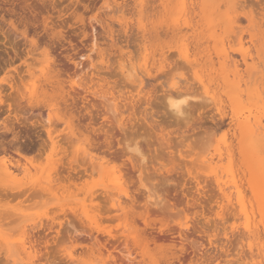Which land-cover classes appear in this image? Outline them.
I'll use <instances>...</instances> for the list:
<instances>
[{"label": "rangeland", "instance_id": "obj_1", "mask_svg": "<svg viewBox=\"0 0 264 264\" xmlns=\"http://www.w3.org/2000/svg\"><path fill=\"white\" fill-rule=\"evenodd\" d=\"M263 11L264 0H0V159L15 175L12 181L0 176V264H101L109 254L114 260L108 264H143V259L144 264H264V138L253 143L238 129L249 116L251 124L256 117L261 131L264 127V91L258 95L264 88ZM48 59L55 65L47 67ZM27 67L38 80L33 87ZM48 73L56 75L55 92L78 96V105L42 99V90L54 93L43 86ZM19 75H24L21 88ZM11 78L22 93L40 96L32 110L21 103L26 126L8 110L15 92L4 81ZM84 84L98 98L77 88ZM183 96L188 109L178 116L167 107L168 99ZM61 107L82 116L75 139L63 123L70 111ZM46 130L63 152L50 144ZM85 138L100 149L92 150ZM135 147L146 160L140 177L133 172L140 160ZM82 150L96 154L95 166ZM62 155L66 167L76 159L72 167L85 168L87 175L76 181L77 190L39 192ZM119 174L129 198L112 189ZM104 188L131 207L128 221L141 248L146 237L156 238L147 242L145 256L132 241L127 247L122 242L124 222L111 219L115 212L101 195ZM9 189L24 195H6ZM146 189L164 200L166 209L150 206ZM143 216H149L147 228L137 221ZM22 230L37 240L36 258L20 247Z\"/></svg>", "mask_w": 264, "mask_h": 264}, {"label": "bare ground", "instance_id": "obj_2", "mask_svg": "<svg viewBox=\"0 0 264 264\" xmlns=\"http://www.w3.org/2000/svg\"><path fill=\"white\" fill-rule=\"evenodd\" d=\"M252 1V0H251ZM238 2V1H237ZM248 2H249V0H248ZM162 4H163V2H162ZM246 4V3H245ZM256 4V3H255ZM248 6V5H247ZM256 6H257V4H256ZM258 6H260V5H258ZM250 7V6H249ZM252 7V6H251ZM157 8V7H156ZM253 10V9H252ZM253 11H255V10H253ZM262 11V10H261ZM254 13V12H253ZM258 13V12H257ZM263 14H264V11H263ZM249 15V14H248ZM256 15H258V16H260L259 14H256ZM262 15V14H261ZM245 18H247L246 16H244ZM261 17V16H260ZM263 18V17H262ZM261 18V19H262ZM249 19V20H248ZM248 21L251 23V22H253V19L251 20L250 18H249V16H248ZM264 19V18H263ZM258 20V19H257ZM259 22V21H258ZM263 24V23H262ZM264 26H262V27H260V28H263ZM250 28V27H249ZM26 29V28H25ZM225 29V28H224ZM235 29V28H234ZM246 29V28H245ZM14 31H15V28L13 29ZM17 30V29H16ZM27 30V29H26ZM249 30V32H251L250 31V29H248ZM247 30V31H248ZM262 29H260L259 30V28H258V30L257 31H261ZM24 32V31H23ZM237 32V31H236ZM259 32H257L258 34H259ZM264 32V31H263ZM158 33V32H157ZM261 33V32H260ZM21 35H25V33H22ZM261 35H263V33H261ZM226 54V53H225ZM51 55V54H50ZM46 56H48L47 54H46ZM45 56V57H46ZM220 57H222V56H220ZM224 57V56H223ZM222 57V59H225V58H223ZM226 58H228L229 56H225ZM229 58H231V57H229ZM47 60V59H46ZM44 61V62H46V65H47V67H49L50 68V64L51 65H53L54 64V61H50V59H48V61ZM165 60V59H164ZM228 60V59H227ZM230 60H232V59H230ZM234 61V60H233ZM161 62V61H160ZM229 62V61H228ZM231 62V61H230ZM242 62L244 63V64H246V56H245V54H242ZM225 63V62H224ZM80 64V63H79ZM231 64H233V63H231ZM55 65V64H54ZM74 65V67H75V63L73 64ZM78 65V64H77ZM235 66V65H234ZM248 67V66H247ZM29 67H27V69H28ZM55 68V67H54ZM77 68V67H76ZM80 68V67H79ZM82 69V68H81ZM54 71H59V70H49V72H53L54 73ZM26 72V74H27V76L30 78V81H31V86L33 87V85L38 81V80H35L34 79V77L33 76H31L32 75V73L29 71V69L27 70V71H25ZM58 72H56V74H57ZM59 73H61V72H59ZM80 73H81V71H80ZM55 74V73H54ZM63 74V73H62ZM58 75H61V74H58ZM148 75V74H147ZM24 76V75H23ZM23 76H18L17 78H18V80H16V81H18L20 84V88H21V86H24L23 85V81L24 80H22L23 79ZM52 76H54L53 78H55L56 77V75H52L51 74V76H50V73H48L47 74V77H45L44 78V80H43V86L44 87H50V88H52L51 90H54V93H52V94H47L46 93V91L45 90H42V92H41V95L40 96H43V98L42 99H44V98H51L52 99V101H53V99L55 98L57 101H59L60 103H62V104H68V101L69 100H71L72 101V104L73 103H75V104H77L78 105V103H76L77 102V100L79 99V97L78 96H76V97H74V96H70V94L71 93H65V91L64 92H60L59 90L58 91H56L55 92V89L53 88V87H57V84H56V86H55V84L53 83V81H52ZM81 76V75H80ZM58 78L60 77V76H57ZM71 77V76H70ZM78 77H79V74H78ZM41 79V78H40ZM88 79V78H87ZM92 79V78H91ZM91 79H90V81L89 82H91ZM150 79H151V76H150ZM153 79V78H152ZM13 80H15L14 78L12 79H6L4 82L5 83H7V86H8V88L10 89V91H12V92H15V94L13 95V96H11V95H9V98L7 97V96H5V97H7L8 99H9V101H8V103L10 102V100H11V104L9 103V105H8V110L9 111H13V113H14V117L13 118H15V120L16 121H18V119L19 118H21L22 120H23V122H22V124H24V126H26L25 125V123L27 122V118H26V116H24V115H21L20 114V109H21V103H22V101H26L25 103H27V106L28 107H30L31 108V110L34 108V106L36 107H39V105H38V103H41V101H38V99H39V97L40 96H37V95H33V94H31L32 92L30 91V93L29 94H24V92L22 93L21 91H20V88L17 86V84H16V82L15 81H13ZM56 80V79H55ZM83 80V79H82ZM30 81H29V83H30ZM40 81V80H39ZM216 81V80H215ZM263 81V80H262ZM17 82V83H18ZM55 83H56V81H54ZM58 82V81H57ZM60 82V81H59ZM67 82V81H66ZM240 82V81H239ZM40 83V82H39ZM241 83V82H240ZM261 83V82H260ZM259 83V84H260ZM41 84V83H40ZM70 84H72V82L70 81ZM242 84V83H241ZM259 84H257V85H255V87L256 86H259ZM54 85V86H53ZM58 85H59V83H58ZM60 85H61V87H63V85L61 84V82H60ZM74 85H76L75 83H74ZM74 85H72V86H74ZM246 85V84H245ZM71 85H70V87H72ZM247 86V85H246ZM66 87V86H65ZM89 85H87V84H84V85H78L77 86V88L78 89H80V90H82V92L83 91H86V92H88V94L89 93H91L94 97H96L97 96V98H98V94L97 93H94V91L93 92H91L92 90L91 89H89ZM260 87H262V85L260 84ZM39 88H41L42 89V86H40L39 85ZM176 88V87H175ZM64 89V88H63ZM249 88H247V89H245L246 91L248 90ZM256 89V88H255ZM89 90H91V91H89ZM252 90H254V88L252 89ZM258 89H256V91H257ZM261 90H263L264 91V88H262V89H259V92H258V95H259V93H260V96H262L261 94H263L262 92L263 91H261ZM75 91V90H74ZM239 91H240V89H239ZM242 91V90H241ZM249 91H250V89H249ZM255 91V92H256ZM12 92H11V94H12ZM96 92V91H95ZM251 92V91H250ZM251 93V94H256V93ZM77 93V92H76ZM241 93H243V91L241 92ZM247 93H249L248 91H247ZM246 93V94H247ZM75 94V93H74ZM97 94V95H96ZM237 94V93H236ZM251 94H249L250 96H251ZM79 95V94H78ZM168 95V94H167ZM248 95V96H249ZM257 95V94H256ZM256 95H254L255 96V98H256ZM258 95H257V98L256 99H258ZM169 96H171V95H169ZM242 96V95H241ZM93 97V98H94ZM172 97V96H171ZM239 97V93H238V96H237V98ZM252 97V96H251ZM83 98V97H82ZM240 98V97H239ZM7 99V100H8ZM194 99V98H193ZM45 100V99H44ZM86 100V96H85V98H83L82 99V102L83 101H85ZM3 101V100H2ZM70 101V102H71ZM43 102V101H42ZM45 102V101H44ZM54 102V101H53ZM58 102V103H59ZM3 103V102H2ZM59 103V104H60ZM186 103H187V100H186V97L184 98V96H183V98H176L175 100H173V99H171V98H169L168 99V108H169V110H171L175 115H178V116H181V115H183L184 114V111H186V110H184L185 109V106H186ZM198 103V102H197ZM200 103V102H199ZM199 103L197 104L199 107H200V105H199ZM62 104H60V105H62ZM71 104V103H70ZM74 104V105H75ZM55 105V104H54ZM53 105V106H54ZM58 105V104H57ZM77 105H76V107H77ZM196 105V104H195ZM204 105V104H203ZM41 106V105H40ZM43 106V105H42ZM52 106V107H53ZM66 106V105H65ZM72 106V105H71ZM88 106V105H87ZM217 106V105H216ZM46 107V106H45ZM51 107V106H50ZM49 107V108H50ZM67 107V106H66ZM68 107H69V105H68ZM86 107V106H85ZM89 107V106H88ZM187 107V109H188V106H186ZM194 107V106H193ZM48 108V109H49ZM62 108V107H61ZM71 108V107H70ZM69 108V109H70ZM78 108V107H77ZM92 108H94L95 110H97L95 107H92ZM201 108V107H200ZM63 109V108H62ZM69 109H66V108H64L63 110H64V113H65V111L67 112V110H69ZM80 109V108H79ZM88 109V108H87ZM87 109H86V113L87 114H89L90 115V112L92 111H87ZM56 110V109H55ZM57 110H59L58 108H57ZM72 110H74V112H75V109H73V106H72ZM8 111V112H9ZM11 111V112H12ZM70 111V110H69ZM79 112H80V110H78ZM82 111V110H81ZM32 112V111H31ZM58 112V111H57ZM77 112V111H76ZM10 113V112H9ZM62 113V112H61ZM81 113V112H80ZM1 114V113H0ZM57 114H59V113H57ZM69 114H70V118L67 120V121H63V123H64V126L66 125L67 127H65V128H67V136H68V133L72 136V137H74V139H75V132L74 131H77V132H79V133H81L80 132V128H79V124H80V119H82L81 117L82 116H79L80 114H78V116L77 117H75L74 115H73V111L71 112H69ZM32 115V114H31ZM75 115H77V114H75ZM86 115V114H85ZM65 116V115H64ZM63 116V117H64ZM84 116V115H83ZM177 116V117H178ZM59 117H60V115H59ZM250 117V116H249ZM249 117H246V118H244L245 120V122H242V123H239L238 122V126H240V127H238V129L239 128H244L245 130H246V133H247V138L249 139V141H252L253 143H255L254 141H259V140H262L263 138H264V127H263V129H262V131H263V133H262V131H261V127H260V119L258 118V119H256V117H253V119L255 120V121H253L252 123L253 124H251L250 122H249V120H250V118ZM51 118H53V117H51ZM61 118V117H60ZM60 118H58V121H62V120H64V119H60ZM84 118V117H83ZM222 118V117H221ZM232 118H234V120L233 121H239L238 119V117H237V115L236 116H232ZM21 119H19V121H21ZM178 119V118H177ZM185 119V118H184ZM237 119V120H236ZM57 120V119H56ZM187 120V119H186ZM14 121V120H13ZM15 121V123H17V125H18V122H16ZM57 121V122H58ZM252 121V120H251ZM48 123H50L51 121H50V119L47 121ZM75 122H77L76 123V125L74 124ZM221 122V121H220ZM19 125H21L20 123H19ZM13 126V125H12ZM76 126V127H75ZM220 126V125H219ZM4 128V127H3ZM5 129H7L6 131H10L11 130V127L10 128H7V126L5 127ZM68 129H69V131L70 132H68ZM240 130V129H239ZM243 130V129H242ZM19 132V131H18ZM46 133H47V136H48V138H49V140H50V144L52 143V144H54L53 146H55V149H57V148H59V146H58V144H55V142H54V140H53V138L51 137V133H50V131L49 130H46ZM93 133L95 134L96 132L95 131H93ZM107 133V132H106ZM106 133H104V135L105 136H107V134ZM81 135V134H80ZM99 135V134H98ZM76 136H77V134H76ZM95 136V135H94ZM243 137V136H242ZM69 138H70V136H69ZM243 138H245V137H243ZM68 139V138H67ZM71 139V138H70ZM105 139H107V137H105ZM22 141V140H21ZM83 141H85L87 144H88V147H90L92 150L93 149H95L96 150V144H94L92 141L90 142L89 141V139L88 138H85ZM106 142V141H105ZM56 145L58 146V147H56ZM62 150H61V149ZM59 148V150H61V152H63L64 151V147L62 148V147H60ZM54 149V148H53ZM97 149H100V148H97ZM54 151V150H53ZM66 151V150H65ZM83 151V150H82ZM90 152V151H89ZM88 152V150H85V151H83V154L85 155V157H88V159H89V163L91 164V166H93L96 162V154H93V152L92 153H89ZM132 152L135 154V156H139L140 157V160H139V167H134L133 169H134V171L133 172H136L137 174H138V176L140 177V174H141V172H142V169L144 168V165H145V158H144V156H142L141 155V152H140V150H139V148L138 147H135V148H133L132 149ZM229 152H231L230 150H229ZM228 152V153H229ZM66 153V152H65ZM227 153V152H226ZM64 154V153H63ZM218 155H219V153H218ZM230 155V154H229ZM229 155H228V157H229ZM232 155V154H231ZM66 155H62V157H60V158H58V160H57V164H56V166L54 167V169H53V173H50L49 175H47L46 177H45V181H44V184H42V186H40V189H39V192H41V193H45V194H48V195H54L55 193H58L59 191H61V193L63 194L64 192H68V190H70V189H72L73 188V190L74 189H78V185L79 184H77V182L78 181H80L82 178H83V175H87V171L85 170V168L83 169V168H80V166L78 167V166H76V168H73L72 167V164H77V162H76V159L75 160H72V161H68L67 162V167L64 165V163L62 162V159L65 157ZM24 157V156H23ZM105 157V156H104ZM104 157H101V158H98V159H100V161H99V164L98 165H100V166H102V164L104 163ZM230 158H231V156H230ZM212 160V159H211ZM6 162H8L4 157H2L1 159H0V176H2V178H4V179H8V180H15V175H13V173L10 171V169H9V167H8V165L6 164ZM105 162H106V160H105ZM96 165V164H95ZM94 165V166H95ZM97 165V166H98ZM13 166V165H12ZM15 166V165H14ZM77 167L79 168V169H83V171L82 172H80V170H78L77 169ZM63 171H65V172H67V176H65L64 178L62 177V175H61V177H60V174H62V172ZM27 172V171H26ZM64 173V172H63ZM52 174H54V176H52ZM121 179H122V175H118V177L117 178H114V182H113V184H112V189L113 190H116V193H122L126 198H129V196H128V192H127V190L124 188V186H123V184H122V182H121ZM77 181V182H76ZM143 182V181H142ZM234 185V189H236L237 190V193H239V188H238V186L235 184V183H233ZM106 189H108V188H104V190H103V194H101L102 196H105V197H103V198H105L106 200L108 199L109 201V207H110V209L113 211V212H115V216L113 215V216H111V219L113 218V217H115V218H118V219H123V222H124V225H123V232H122V237H123V240L124 241H122V242H124V244H125V246L127 247V242H129V240L130 241H132L133 243H134V246L135 247H137L139 250H140V256H145V253L149 250L148 249V243L149 242H151V243H154V242H157V240H155L153 237H151V238H147L146 237V239L144 240L143 238V244H144V242H145V244L146 245H143V248H141V246H139L140 244L138 243L139 242V239L138 238H136V235H135V231H134V224L132 223V222H130V221H128V218H129V213H130V209H131V207L130 206H127L126 204L124 205V203H122V201L119 199V197H115V194L113 193V195H108V191L106 190ZM149 189V188H148ZM148 189H146L145 190V194H146V196H145V200H147V203L150 205V206H152V207H155V208H159V209H163V208H165L164 206H163V201H162V199L160 200L159 199V197L158 198H155L153 195H150L149 194V190ZM10 191H8V190H4V191H6V195H8V194H11V195H15V194H17V195H24V192H23V190H21V191H14V189H9ZM29 191L31 190V189H28ZM72 190V191H73ZM26 191V190H25ZM29 191H26V193L27 192H29ZM199 191H201V190H199ZM33 193H34V191H32ZM66 192V193H67ZM155 192V191H154ZM255 192V191H254ZM25 193V194H26ZM32 193V194H33ZM71 193V192H70ZM109 193H111L110 191H109ZM111 193V194H112ZM201 193V192H200ZM121 194V195H122ZM200 195V194H199ZM255 195H256V197L259 199V197H260V194H257V192H255ZM160 196V195H159ZM161 198V197H160ZM256 198V200H258ZM102 199V198H101ZM126 202V201H125ZM136 202V201H135ZM258 203V204H257ZM256 203V206L257 205H259V207L257 206V208H262L263 207V204H262V202L260 201V200H258V202ZM108 204V203H107ZM166 205V204H165ZM138 206V205H137ZM239 206H240V211L241 212H243L244 213V215H245V217L248 219V217H250L248 214H247V211H246V207H245V205L243 204V203H241V202H239ZM108 207V206H107ZM134 208V207H133ZM136 208V207H135ZM138 208H140V207H138ZM166 209V208H165ZM108 210H109V208H108ZM136 210H138V209H136ZM145 210H146V207H145ZM167 210H169V208L167 209ZM166 210V211H167ZM110 211V210H109ZM132 211V210H131ZM149 211V210H148ZM152 211V210H151ZM260 211V209L258 210V212ZM261 212V211H260ZM264 212V211H263ZM111 213V212H110ZM108 214H109V212H108ZM136 214V213H135ZM263 215V213L261 214V217H263L262 216ZM147 216H143V217H141V219H138L137 221H139V220H141L140 222H143V225L147 228V227H149V225H148V222H147V218L149 217H147ZM135 218V217H134ZM114 219V218H113ZM136 219H134V221H135ZM264 220V219H263ZM136 221V222H137ZM197 222V221H196ZM91 223H94V224H96V222L94 221V222H91ZM137 223H139V222H137ZM52 224V223H51ZM54 224V223H53ZM52 224V225H53ZM62 223H58V225L60 226ZM69 224V223H68ZM142 224V223H141ZM264 224V223H263ZM66 225V224H65ZM139 225V224H138ZM251 225V224H250ZM23 226V225H22ZM50 226V225H49ZM184 226V225H183ZM185 227L186 228H188V224H187V222H185ZM191 227V226H190ZM251 228V227H250ZM49 230H50V228H48ZM191 229V228H190ZM194 230V229H193ZM256 231V230H255ZM58 232V234L57 235H59V231H57ZM77 232V231H76ZM75 232V234H77ZM248 232H250V231H248ZM263 232H264V229H263ZM37 233H38V231H37ZM39 233H40V231H39ZM67 233V232H66ZM74 233V232H73ZM82 233V232H81ZM256 233V232H255ZM258 233V232H257ZM21 244H20V247L22 248V250H23V252L24 253H26V254H28L31 258H36L37 257V254L39 253V251H37V247L36 246H39V244H38V242H37V240L35 241V240H31V237L29 236L28 237V235L26 234V232H25V230H22L21 231ZM42 234V233H41ZM40 234V235H41ZM69 234V233H68ZM80 234V232L77 234V235H79ZM83 234H84V232H83ZM155 234V233H154ZM30 235V234H29ZM38 235V234H37ZM48 235V234H47ZM64 236V234H61V236ZM73 235V234H72ZM89 235V234H88ZM34 236H36V234L34 235ZM67 236V235H66ZM68 236H70V235H68ZM80 237H81V235H79ZM90 236V235H89ZM153 236V235H152ZM256 237H258V235H255ZM47 237V236H46ZM60 237V236H59ZM65 237V236H64ZM137 237H139V235L137 236ZM141 237H143V236H141ZM155 237H156V235H155ZM160 237H162L161 235H160ZM159 237V238H160ZM166 237V236H165ZM168 237V236H167ZM248 237H249V235H248ZM253 237V236H252ZM255 237V238H256ZM37 238V237H36ZM35 238V239H36ZM54 238V237H53ZM58 238V237H57ZM79 238V237H78ZM87 238V237H86ZM112 240L114 239V237H110ZM140 238V237H139ZM158 238V239H159ZM164 238V237H163ZM184 238V237H183ZM181 239L182 241H181V243L182 242H185V244H186V242H187V237H185L184 239ZM250 238V237H249ZM38 239V238H37ZM48 239V238H47ZM55 239V238H54ZM69 239H70V237H69ZM73 239V238H72ZM117 239V238H116ZM136 239H138V241L136 240ZM258 239V238H257ZM62 240V239H61ZM61 240H59V242L61 241ZM65 240V239H64ZM67 241H69L68 239H66ZM110 240V239H109ZM160 240H162V239H160ZM25 241H27V243H25ZM95 243H96V245L98 246L99 245V243L97 242V239L95 238ZM114 241H115V239H114ZM119 240H117L116 242H118ZM189 241V240H188ZM48 242V241H47ZM116 242H114V243H116ZM148 242V243H147ZM161 242V241H160ZM164 242V241H163ZM49 243V242H48ZM52 243V242H51ZM56 243H58L57 241H56ZM109 243H112V242H109ZM113 243V244H114ZM165 243V242H164ZM60 244H61V242H60ZM64 244V243H63ZM112 244V245H113ZM184 244V243H183ZM182 244V245H183ZM49 245V244H48ZM55 245H58V244H55ZM115 245V244H114ZM113 245V247H115ZM194 245V244H193ZM44 246H46V245H44ZM61 246V245H60ZM97 246H95V247H97ZM100 246V245H99ZM104 246V245H103ZM106 246V245H105ZM104 246V247H105ZM109 246V245H108ZM151 246V245H150ZM195 246V245H194ZM107 247V246H106ZM125 247V248H126ZM184 247H185V245H184ZM183 247V248H184ZM190 247L191 248H195V247H192V245L190 244ZM264 247V246H263ZM94 248V247H93ZM98 248V253H99V250L102 248L101 246L100 247H97ZM96 248V249H97ZM100 248V249H99ZM141 248V249H140ZM27 249H29L30 251H32V252H28V251H26ZM260 249H262V248H260ZM48 250V249H47ZM95 250V249H94ZM109 250V249H108ZM127 250V253L129 254V252H128V249H126ZM181 250H183L182 248H181ZM263 250H264V248H263ZM90 251H92V250H90ZM110 251V250H109ZM108 251V252H109ZM97 252V251H96ZM100 252H101V250H100ZM260 252H262V251H260ZM264 252V251H263ZM263 252L261 253V254H263ZM17 253V252H16ZM41 254V253H40ZM63 254V253H62ZM147 254V253H146ZM42 255V254H41ZM40 255V256H41ZM65 255V257H67V258H69L70 260H72L73 259V256H72V254L71 253H65L64 254ZM90 255H91V253H90ZM96 255V254H95ZM130 255V254H129ZM129 255H125V256H128L129 257ZM40 256H38V257H40ZM92 256H94V255H92ZM131 257V256H130ZM141 257V258H142ZM127 258V257H126ZM105 259V260H104ZM129 260H131L130 258H128ZM133 259V258H132ZM135 259V258H134ZM37 260V259H36ZM68 260V259H67ZM109 260H114L112 257H111V254H109L108 256H106V258H103L101 261H100V263L101 264H108L109 262ZM143 260H145V259H143ZM143 260H141L142 261V263L144 264V261ZM128 261V260H127ZM134 261V260H133ZM132 261V262H133ZM141 261H140V263H141ZM95 262V261H94ZM98 262H96L95 264H97ZM175 263V262H174ZM86 264V263H85ZM90 264H91V262H90ZM128 264H131L130 262L128 263Z\"/></svg>", "mask_w": 264, "mask_h": 264}]
</instances>
